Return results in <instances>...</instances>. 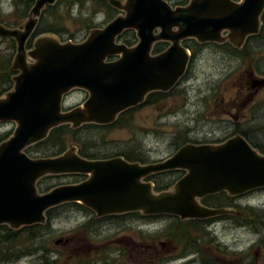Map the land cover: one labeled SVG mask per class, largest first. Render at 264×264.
<instances>
[{"label":"water","instance_id":"1","mask_svg":"<svg viewBox=\"0 0 264 264\" xmlns=\"http://www.w3.org/2000/svg\"><path fill=\"white\" fill-rule=\"evenodd\" d=\"M57 1L35 0L23 30L0 26V38L16 44L11 70L19 72L12 78V90L0 97V123L16 125L0 144V226L18 231L44 225L48 211L70 203L99 218L130 213L181 221L241 216L201 205L211 196L237 198L264 190V155L240 136L217 145L187 144L148 165L121 157L88 161L75 148L58 157L32 159L25 150L61 126H109L122 113L142 106L148 95L168 93L190 61L184 41L221 43L224 32L231 40L245 41L259 31L264 0H190L175 9L164 0H105L119 15L83 43L61 44L53 35H42L27 51L41 11ZM127 31L138 41L131 48L118 41ZM160 42L169 48L152 56ZM111 59L117 60L107 62ZM74 90L88 98L64 112L63 99ZM171 172L184 175L170 190L155 193L147 179ZM72 175L87 179L39 194L41 179Z\"/></svg>","mask_w":264,"mask_h":264},{"label":"rangeland","instance_id":"2","mask_svg":"<svg viewBox=\"0 0 264 264\" xmlns=\"http://www.w3.org/2000/svg\"><path fill=\"white\" fill-rule=\"evenodd\" d=\"M165 1L171 6H176L183 0ZM2 3L0 7L6 12L8 22L14 21L16 27L27 22L26 15L20 17V14L16 13L13 0H5ZM110 15L111 12L104 8L100 0H58L54 9L42 15L44 17L43 22L42 20L40 22V28L55 32L57 35H50L55 36L61 44H81L93 31L103 29L109 23ZM120 43L123 44L124 40L122 39ZM4 47L7 59L9 60L12 54L14 59L16 51L12 52V44L6 41L5 45H0L1 55L4 53ZM258 58L262 59V56ZM238 66L240 65L237 61L222 60L209 55L199 56L192 62L182 83L180 82L163 102L136 108L123 118V127L107 132V136L102 140L95 136L100 155H115L137 150L148 165L170 157L184 139L199 145L224 141L227 136L221 137L227 126L222 124L225 118L223 115L225 105L222 104V100L233 98L232 84L236 83L247 70ZM260 69L264 72V58L260 63ZM73 92L65 101V108L80 104L87 95L83 91ZM243 115L244 110L240 112L239 117ZM262 122L254 124L252 132L250 126L248 127L252 141L260 148H264ZM15 128V124L0 123V138L7 134L11 136ZM215 133L216 136L213 135ZM177 177V175L162 176L156 181L169 183ZM81 182L82 179L64 176L45 181L51 188ZM247 203L252 206V213L256 216L246 223L223 219L210 223L202 233H197L199 239L197 243L201 253L205 254L206 249L218 250L225 253L223 256L243 255L241 257L249 264H255L257 260L258 264H264V191H257V194L247 198ZM241 204L245 205L244 202ZM58 221L60 223L58 229L62 233H54L48 227L50 233L44 232L47 236L42 239L43 246L50 247L59 236L73 234L70 230L84 221V215L64 216ZM138 241L136 239V242ZM20 249L21 253L18 256L10 257L7 263L1 264H36L33 254L25 257L22 248ZM214 254L218 255L219 252Z\"/></svg>","mask_w":264,"mask_h":264},{"label":"flooded vegetation","instance_id":"3","mask_svg":"<svg viewBox=\"0 0 264 264\" xmlns=\"http://www.w3.org/2000/svg\"><path fill=\"white\" fill-rule=\"evenodd\" d=\"M3 1L5 0H0V5L3 4ZM119 1L122 2L124 0ZM189 1L190 0H183L178 5L171 6V8L175 9L185 7ZM231 1L238 3L241 0ZM13 2L16 7V13L20 14V17L27 16L28 19L30 11L35 5V0H13ZM54 7L55 5L45 6L41 11L37 27L26 44L25 49L27 51L32 49L33 42L37 37L42 35H50V32L46 33V29H44L43 34L35 36L37 30L41 26V20L43 22L44 16L42 15L46 11L54 9ZM263 15L264 12L260 17L261 26L258 33L256 35L247 37L245 41L239 42L229 39L228 32H224L222 34L223 41L221 43L199 44L195 40L184 41L182 43V47L186 49L190 55V61L187 66V70L176 86L171 91L164 94L166 96L161 100V102H163V100L175 90L177 85H179L180 82L182 83L192 62L199 56L209 55L213 58H220L222 60L237 61L240 65L238 66L240 69L245 67L247 70L244 71V74L241 75L236 83L232 84V94H234L233 98H228L226 101L222 100V104L225 105V110L223 111L225 118L222 120V124L227 126V130L222 134L221 138H225L226 136L227 138L224 139V141L219 140V143L225 142L236 136L243 137L245 140L247 139L252 142L253 139L248 127L250 126L249 128L252 132V126L254 124L260 123V121H263L261 124L264 123V72H262L260 69V63L263 62L264 58ZM13 22L14 21L8 22L6 12L0 7V26L10 29L16 28L18 30H23L25 25H23L24 22L20 26L18 25V27L14 26L15 23ZM6 41H9V39L0 38V45H5ZM137 42L138 41L136 39V42L133 44V46H135ZM13 44L15 45L16 51V44L14 41ZM158 44H162L160 47H163L164 49L159 53H154V48ZM169 46V43H157L153 46L151 55L156 56L161 54L167 50ZM259 56H262V59H259ZM12 60L11 62H13ZM116 60L117 59H111L107 62H115ZM27 63H31V61L27 59ZM12 72H14L15 75L19 73L18 71L14 70ZM6 74L7 53L6 48L4 47L3 55L0 54V76H5ZM72 93L74 92L72 91L63 99L64 112L80 107L88 98V94L85 92L87 95L83 102L76 106L65 108L64 103ZM143 106L150 105H145L144 103L142 106L136 108H141ZM233 110H235V113H233ZM242 110H244V115L239 117V114ZM126 112L122 114H125ZM213 135L216 136L217 134L215 133ZM255 144L253 142V145ZM64 177L79 178L82 179V182L87 179V177H77V175ZM254 194H257V191L237 198H229L227 196L229 201L224 200L220 205H215L217 208L207 206L204 207L215 210H231L241 215L219 217L221 219H217V221L223 219H240L241 222L246 223L254 216L252 213V206L247 203V198ZM241 202H244L245 205H242ZM53 210H56L53 217L48 218L46 216L45 224L38 226L49 225V229L52 230V232L58 233L61 231L58 229L60 224L58 220L64 216H78V214H82L84 215V221L78 224L73 230H70L73 232V234L59 236L58 240L56 239L53 241L50 247H45L44 245L41 248H23V251L25 249L24 252H31V254L29 253L30 255H27L28 253H23V255L25 257H30L33 254L36 264H249L243 257H241L243 255L235 256L232 254L230 256H223L225 253H222L218 250L210 251V249H206L204 251L205 254L201 253L196 241V232L193 230L187 231L188 238L185 240V242L182 240L177 241V239L184 237L186 232L183 233V231L180 230L181 228H178L177 230L175 226L182 225V223L189 221H181L175 217H147L139 213H130L99 218V216L94 214L89 209L76 203L64 204L54 208ZM174 219H178L179 221L175 223ZM50 230H48L49 233ZM121 232L124 233L120 234ZM136 234L138 236H136ZM45 236L47 235H42L39 242H44L42 239ZM136 239L139 241L136 242ZM73 241H75V243H72ZM215 252H219V254L215 255ZM254 263L258 264V260Z\"/></svg>","mask_w":264,"mask_h":264},{"label":"trees","instance_id":"4","mask_svg":"<svg viewBox=\"0 0 264 264\" xmlns=\"http://www.w3.org/2000/svg\"><path fill=\"white\" fill-rule=\"evenodd\" d=\"M103 4L104 8L111 12V15L109 16V22L112 21L117 15L118 12L108 7L105 0H100ZM24 16V15H23ZM264 16V15H263ZM50 32V34L57 35L52 30H46V33ZM44 33V29L39 28L35 34V36H38L40 34ZM124 40L123 45L127 47L133 46V44L136 42L135 33L133 31H127L125 32L120 38L119 41ZM12 44V52H15V45L13 44L12 40H9ZM162 44H158L154 48V53L161 52L164 48L160 47ZM12 55L9 56V60L7 59V74L5 76H0V97L5 95L6 93L10 92L13 88L12 78L15 76V73L11 70V59ZM166 95L160 94V93H154L147 97L145 105H155L159 101H161ZM132 110L127 111L125 114H122L118 117V119L109 126H96V125H84L79 129L72 130L70 126H61L59 128H56L50 132L47 139L43 142H40L28 149L25 150V153L32 159H38V158H54L62 155L66 151H68L71 148H75L77 150V154L82 159L88 160V161H103V160H109L116 157L123 158L128 163H137L140 165H146L145 159L142 158V154L138 152L137 150L134 152L129 153H122V154H115V155H100V150L98 151L99 144L95 141V136L99 137V140L104 139L107 136V132L111 131L112 129L121 128L124 126L122 123L123 118L126 116L127 113H131ZM10 134H7L6 136L0 138V144L5 142L7 139H9ZM246 141L251 145H253V141L250 140ZM222 143V142H221ZM187 144H195L199 145L198 143H194L192 141H189L188 139H184L181 144H179L176 147V152L179 148H181L184 145ZM218 144V143H214ZM255 144V143H254ZM251 145V146H252ZM253 148L258 150L260 154H264V149L260 148L256 144L253 145ZM35 155V157H33ZM177 175L178 177L170 181L169 183H163V182H157L156 179L162 176H174ZM184 174L182 172H171V173H164V174H158L153 175L147 179L148 182H152L154 185V192L155 193H161L170 190L173 185L183 176ZM82 177V176H77ZM56 177H46L41 179L37 184V189L40 194H44L51 189L55 187H49L46 185L45 181L48 179H52ZM43 185L45 187H43ZM229 201L226 194H220L216 196H211L203 199L201 201V204L203 206L217 208L215 205H220L223 203V201ZM218 210V209H217ZM56 210H50L46 213V216L48 218L53 217ZM254 215L253 217H255ZM217 219L221 218H215L205 221H189L182 223V225H176V229L181 228L180 230L185 233L184 237L177 239V241H184L188 238V232L187 231H195L196 235L199 232H203L207 226L210 223H213L217 221ZM50 220V219H49ZM175 223L178 222V219H174ZM238 221H241L240 219H235ZM47 226H33L28 228H22L18 231H14L9 229L7 226H0V264L1 263H7L10 257L18 256L21 253V249L23 248H41L43 247V242L40 241V237L44 234L45 231L48 232ZM176 235V234H175ZM197 239L196 241H198ZM198 244V243H197ZM25 251V249H24ZM28 253L27 255H30L31 252H24ZM22 253V254H23ZM30 253V254H29Z\"/></svg>","mask_w":264,"mask_h":264}]
</instances>
